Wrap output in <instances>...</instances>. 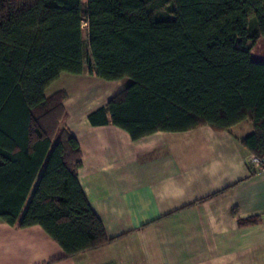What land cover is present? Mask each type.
<instances>
[{
	"label": "trees",
	"instance_id": "trees-1",
	"mask_svg": "<svg viewBox=\"0 0 264 264\" xmlns=\"http://www.w3.org/2000/svg\"><path fill=\"white\" fill-rule=\"evenodd\" d=\"M149 1L0 0V220L41 227L67 258L109 243L77 180L65 94H45L61 74L83 73V23L90 73L130 81L88 115L92 126L136 141L249 121L240 143L264 160V64L250 58L264 0H159L160 13Z\"/></svg>",
	"mask_w": 264,
	"mask_h": 264
},
{
	"label": "crops",
	"instance_id": "crops-1",
	"mask_svg": "<svg viewBox=\"0 0 264 264\" xmlns=\"http://www.w3.org/2000/svg\"><path fill=\"white\" fill-rule=\"evenodd\" d=\"M129 83L63 73L45 92L65 94L62 126L81 155L77 180L109 243L67 258L41 227L0 220V264H264V171L240 143L252 124L136 141L115 126H92L88 115Z\"/></svg>",
	"mask_w": 264,
	"mask_h": 264
},
{
	"label": "rangeland",
	"instance_id": "rangeland-1",
	"mask_svg": "<svg viewBox=\"0 0 264 264\" xmlns=\"http://www.w3.org/2000/svg\"><path fill=\"white\" fill-rule=\"evenodd\" d=\"M82 4L85 5V0H82ZM149 6L151 8L152 13H160L164 12L166 10L165 4L160 2L159 0H151L149 1ZM82 40L85 44V66L83 70V74H91L89 71V67L92 64L89 50L87 47V25L83 23L82 25ZM250 58L253 61H256L258 63L264 64V38H260L251 48L250 51Z\"/></svg>",
	"mask_w": 264,
	"mask_h": 264
},
{
	"label": "built area",
	"instance_id": "built-area-1",
	"mask_svg": "<svg viewBox=\"0 0 264 264\" xmlns=\"http://www.w3.org/2000/svg\"><path fill=\"white\" fill-rule=\"evenodd\" d=\"M250 164L255 166L259 171H264V160H261L255 156H250Z\"/></svg>",
	"mask_w": 264,
	"mask_h": 264
}]
</instances>
